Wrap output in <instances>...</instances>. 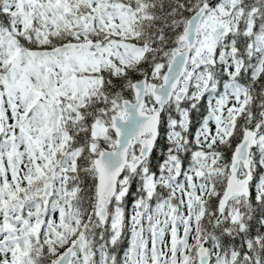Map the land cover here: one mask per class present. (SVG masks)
Returning a JSON list of instances; mask_svg holds the SVG:
<instances>
[{
	"label": "snow or ice",
	"instance_id": "1",
	"mask_svg": "<svg viewBox=\"0 0 264 264\" xmlns=\"http://www.w3.org/2000/svg\"><path fill=\"white\" fill-rule=\"evenodd\" d=\"M0 264H264V0H0Z\"/></svg>",
	"mask_w": 264,
	"mask_h": 264
}]
</instances>
